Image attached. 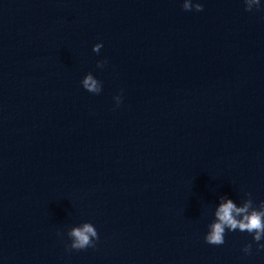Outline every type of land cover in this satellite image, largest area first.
<instances>
[{"label":"water","instance_id":"1","mask_svg":"<svg viewBox=\"0 0 264 264\" xmlns=\"http://www.w3.org/2000/svg\"><path fill=\"white\" fill-rule=\"evenodd\" d=\"M182 2L0 0V264H264L204 239L264 201V0Z\"/></svg>","mask_w":264,"mask_h":264},{"label":"clouds","instance_id":"2","mask_svg":"<svg viewBox=\"0 0 264 264\" xmlns=\"http://www.w3.org/2000/svg\"><path fill=\"white\" fill-rule=\"evenodd\" d=\"M245 11H252L253 6L257 9L260 7V0H243ZM182 8L185 11H203V4L200 2L193 3V0H183ZM102 44H96L93 47L94 52H99ZM106 61H98L97 67H103ZM82 86L88 92L99 94L102 89L100 81L95 79L91 74L86 75ZM116 104L121 103V96L114 97ZM247 199L241 204L235 203L230 198H221L222 202L214 211L215 219L208 225V232L204 239L210 245H222L225 243V232L239 230L252 234L253 241L257 243V248L264 250V201L259 206H255L251 193L246 194ZM67 236L71 243L66 245L68 250H83L89 247H95V241L99 239L96 228L90 222H85L81 226L72 227L68 230ZM252 244H246L243 251L251 254Z\"/></svg>","mask_w":264,"mask_h":264}]
</instances>
